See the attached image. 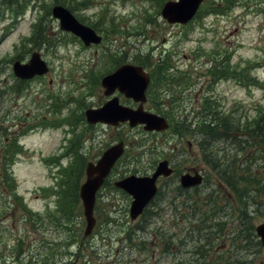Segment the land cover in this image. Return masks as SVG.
<instances>
[{
    "label": "rangeland",
    "instance_id": "obj_1",
    "mask_svg": "<svg viewBox=\"0 0 264 264\" xmlns=\"http://www.w3.org/2000/svg\"><path fill=\"white\" fill-rule=\"evenodd\" d=\"M32 1L0 0V137L5 136L7 141L19 133L22 152L12 164V174L17 194L26 208L37 215L36 221L43 227L56 223V217L47 218L57 204L55 191L61 187L66 191L67 198L63 193L59 208L62 213L65 203L66 207L72 206L74 183L83 179L82 162L91 161L119 137L124 139L126 148L114 177L143 173L150 169H145L149 162L152 166L167 158L175 174L195 168L201 170L207 184L198 191H184L178 188L176 177L161 179L156 205H151L157 212L135 220L129 218V200L122 192L114 189L110 196L102 194L97 201L92 235L85 239L81 209L75 213L70 210V220L64 216L70 231L63 228L61 235L53 232L54 241L45 232L36 236L29 231L21 217L14 222L7 217L0 221V262L23 264L25 254L27 263L34 262L39 236L49 238L51 243L59 242L63 236L62 248L55 251L52 244L54 252L48 246L37 255L58 253L60 259L53 258L59 264H140L141 256H149L151 264H187V249L198 238V233L190 235L187 229L188 210L192 208L189 204L195 206L198 201L200 205L193 214L202 215L208 207L204 198L209 189L228 192L203 162L195 136L183 133L176 138L171 130L146 132L140 126L90 127L83 111L104 96L99 80L109 69L110 59H153L161 54L168 69L162 76L169 79V92L177 100L175 107L186 108L195 115L191 110L198 108L204 97H210L208 101L215 100L222 106L220 110L232 112L234 108L238 110L233 113L236 119L252 122L264 111V0H205L204 8L186 25L167 23L161 17V6L167 0H35L31 8ZM54 2L69 7L75 17L97 29L103 37L101 43L85 47L72 34L62 31L50 14ZM35 20L44 28L41 39L46 43L42 47L30 45L31 39L37 38ZM31 50L40 51L49 70L20 80L12 72V62H27ZM213 65L220 68V75L213 74L215 67L208 71ZM22 121L32 129L22 130ZM214 144L225 151L233 150L224 141ZM64 152L66 156L61 159L52 158ZM257 170L264 178V167ZM260 200L262 205H258L259 213L251 226L264 221V195ZM224 205L225 210L231 209L236 202L224 195ZM233 210L232 225L239 213ZM140 226L144 230H139ZM19 235L27 246L16 259L12 244ZM138 242L144 243L136 248L130 245ZM145 246L147 250L141 255ZM261 249L255 248L257 258L252 264H264ZM244 255L240 252V256Z\"/></svg>",
    "mask_w": 264,
    "mask_h": 264
},
{
    "label": "water",
    "instance_id": "obj_2",
    "mask_svg": "<svg viewBox=\"0 0 264 264\" xmlns=\"http://www.w3.org/2000/svg\"><path fill=\"white\" fill-rule=\"evenodd\" d=\"M202 0H168L161 9V15L168 22H187L197 10ZM54 17L60 20V27L72 31L78 35L85 44L99 42L100 36L96 32L81 24L71 12L61 5L52 8ZM14 72L20 78H28L34 74H42L47 70L46 63L40 58L38 52L31 55L27 63L19 61L13 64ZM148 75L140 66L123 64L114 72L105 75L101 84L105 87V93H110L115 87L123 91L126 96L133 97L134 100L143 101L144 91L148 83ZM85 117L89 123L103 121L106 123H117L128 120L131 126L143 123L145 130H161L167 126L164 118L145 111L142 103L136 109L119 105L116 98L106 101L101 107L88 108L85 110ZM123 152V143L119 142L107 148L99 160L94 164L89 162L86 166V179L80 186L79 195L82 200L84 215L86 218L85 235L88 234L94 224L92 209L95 198V191L102 183L103 178L108 173L114 161ZM171 169L167 161H160L151 175L135 176L130 175L117 182V185L124 188L133 197L130 207L131 218L136 217L144 205L152 198L156 191L155 179L159 174L167 175ZM201 176L194 170V174L189 172L180 176L181 185L184 187L193 186L199 183ZM257 234L264 245V222L256 226Z\"/></svg>",
    "mask_w": 264,
    "mask_h": 264
},
{
    "label": "trees",
    "instance_id": "obj_3",
    "mask_svg": "<svg viewBox=\"0 0 264 264\" xmlns=\"http://www.w3.org/2000/svg\"><path fill=\"white\" fill-rule=\"evenodd\" d=\"M213 67H215L213 74L220 75L218 66L213 65L208 70ZM169 110L171 109H168L167 113ZM176 120L177 130H187V136H195L203 161L216 173L218 179H223L229 188L238 194L239 203L242 202L248 211L251 202L256 205L253 213L246 211L245 214L251 217L257 216L258 205H262L260 199L264 195V178L257 170L259 166H264V113L254 117L252 122L243 118L236 119L233 113L219 110L215 100L212 99L210 102L208 97H205L195 115L187 113V118L180 117ZM217 141L227 142L233 150L229 152L216 147L214 142ZM13 146V143H3L0 147V160L7 165L17 151L12 148ZM260 160L263 161L261 164ZM1 187L13 190L15 193L14 182L7 166L0 169V189ZM0 192L6 191L0 190ZM239 213L242 224L244 212L241 208ZM65 215L69 218L70 211L66 210ZM207 216L209 212L206 210L200 215L206 226L205 237L208 230L211 232L224 223L221 220L210 224ZM250 224L251 220L248 223L246 221L247 229H250ZM256 243L259 244L258 239Z\"/></svg>",
    "mask_w": 264,
    "mask_h": 264
},
{
    "label": "flooded vegetation",
    "instance_id": "obj_4",
    "mask_svg": "<svg viewBox=\"0 0 264 264\" xmlns=\"http://www.w3.org/2000/svg\"><path fill=\"white\" fill-rule=\"evenodd\" d=\"M121 102H128L134 104L130 99L125 98L122 94L117 93ZM242 237V240L240 238ZM219 241L211 240L205 242L202 250L196 255L197 257L191 260H187L189 263L199 264H239L240 248H243L244 256L242 257L245 264H252L255 261L254 254V233L248 231L246 236L245 227H242V231L236 236V240L232 241V246L227 250H220L218 246ZM194 253V252H193ZM195 254V253H194ZM247 256V260L245 257Z\"/></svg>",
    "mask_w": 264,
    "mask_h": 264
}]
</instances>
